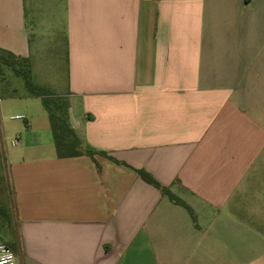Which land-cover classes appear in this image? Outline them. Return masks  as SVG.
Masks as SVG:
<instances>
[{
    "label": "crops",
    "instance_id": "1",
    "mask_svg": "<svg viewBox=\"0 0 264 264\" xmlns=\"http://www.w3.org/2000/svg\"><path fill=\"white\" fill-rule=\"evenodd\" d=\"M57 1L63 79L47 90L117 162L59 158L34 129L12 141L15 264H261L244 257L264 240V0ZM30 31L24 1L0 0V51L34 78Z\"/></svg>",
    "mask_w": 264,
    "mask_h": 264
},
{
    "label": "rangeland",
    "instance_id": "2",
    "mask_svg": "<svg viewBox=\"0 0 264 264\" xmlns=\"http://www.w3.org/2000/svg\"><path fill=\"white\" fill-rule=\"evenodd\" d=\"M23 1L27 26L33 33V35L29 34L31 49L33 56H35V51L38 53L37 63L41 68V71L37 75L35 74L33 81L36 85L47 90L49 89L48 81L53 80L57 83L63 75L58 77L62 73V40L58 37L59 34L56 33V38L52 34V30L57 32L63 30L59 13V9L63 8V5L57 0ZM3 72L4 74L0 75V219L2 225L10 222L11 217L7 196L5 149H12V141L14 143L16 138H20L21 143L14 144V148L20 149L24 144V133L28 138L29 133L27 132L32 129L38 132L37 135L40 138H51V142H53L48 115L42 99L27 94L23 78L16 75L11 67L3 66ZM18 116L24 119H15ZM30 124L32 128H30ZM261 231L264 232V229ZM249 242L251 240H248ZM255 245L260 249L257 253L245 256L244 262L264 264V240H260L259 244L255 243Z\"/></svg>",
    "mask_w": 264,
    "mask_h": 264
},
{
    "label": "trees",
    "instance_id": "3",
    "mask_svg": "<svg viewBox=\"0 0 264 264\" xmlns=\"http://www.w3.org/2000/svg\"><path fill=\"white\" fill-rule=\"evenodd\" d=\"M3 66L11 67L16 75L23 78L29 96L40 97L42 99L43 106L48 115L50 131L57 157L66 158L86 155L93 159L96 154H99L117 162L116 159L109 156L106 152L96 150L85 144L72 126L69 115L70 101L68 96L51 95L48 90H44L41 86L36 85L33 81L31 63L28 58H22L11 53L0 51V75L4 74ZM136 172L142 180L159 189L161 193L168 196L171 201L189 209V207L168 188L162 187L151 174L144 170H136Z\"/></svg>",
    "mask_w": 264,
    "mask_h": 264
},
{
    "label": "built area",
    "instance_id": "4",
    "mask_svg": "<svg viewBox=\"0 0 264 264\" xmlns=\"http://www.w3.org/2000/svg\"><path fill=\"white\" fill-rule=\"evenodd\" d=\"M15 119H24L23 117H15ZM20 139L16 138L14 144H19ZM16 255L14 251L5 243L0 241V264H15Z\"/></svg>",
    "mask_w": 264,
    "mask_h": 264
}]
</instances>
